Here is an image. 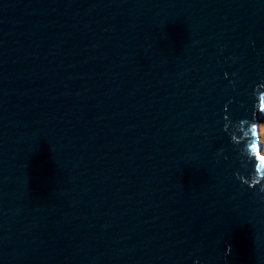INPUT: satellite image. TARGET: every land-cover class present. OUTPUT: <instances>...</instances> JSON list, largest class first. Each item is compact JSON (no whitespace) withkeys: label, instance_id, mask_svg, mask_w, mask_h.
<instances>
[{"label":"water","instance_id":"water-1","mask_svg":"<svg viewBox=\"0 0 264 264\" xmlns=\"http://www.w3.org/2000/svg\"><path fill=\"white\" fill-rule=\"evenodd\" d=\"M257 120L264 0H0V264H264Z\"/></svg>","mask_w":264,"mask_h":264},{"label":"clouds","instance_id":"clouds-1","mask_svg":"<svg viewBox=\"0 0 264 264\" xmlns=\"http://www.w3.org/2000/svg\"><path fill=\"white\" fill-rule=\"evenodd\" d=\"M255 103H256V100L253 99V104H255ZM242 119H248V118L245 117V118H242ZM251 122H253V123H264V121H259V120H257V121H251ZM249 140L252 141L253 143H255V138L249 137ZM256 150H258L261 154H264V144L261 143V139H259V142L256 144V149L255 150H253L251 148L249 149V151L252 152L253 159H252L251 162H252L253 165L259 163V161H257L255 159V151Z\"/></svg>","mask_w":264,"mask_h":264},{"label":"rangeland","instance_id":"rangeland-1","mask_svg":"<svg viewBox=\"0 0 264 264\" xmlns=\"http://www.w3.org/2000/svg\"><path fill=\"white\" fill-rule=\"evenodd\" d=\"M259 133H260L261 143L264 144V123L259 124ZM262 155L264 156V154Z\"/></svg>","mask_w":264,"mask_h":264}]
</instances>
